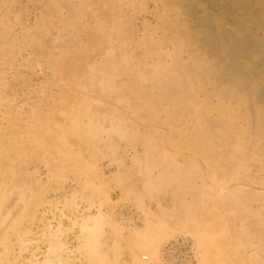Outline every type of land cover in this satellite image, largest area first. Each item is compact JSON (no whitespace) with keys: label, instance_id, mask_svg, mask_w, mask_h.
Wrapping results in <instances>:
<instances>
[{"label":"rangeland","instance_id":"rangeland-1","mask_svg":"<svg viewBox=\"0 0 264 264\" xmlns=\"http://www.w3.org/2000/svg\"><path fill=\"white\" fill-rule=\"evenodd\" d=\"M221 1L264 22V0H0V264H170L181 237L264 264V128L193 10Z\"/></svg>","mask_w":264,"mask_h":264},{"label":"crops","instance_id":"crops-1","mask_svg":"<svg viewBox=\"0 0 264 264\" xmlns=\"http://www.w3.org/2000/svg\"><path fill=\"white\" fill-rule=\"evenodd\" d=\"M212 4L215 8H193L207 11L200 18V32L203 33L200 41L206 47L205 50L223 64L224 73L221 76L226 77L225 79L229 76V82L226 83L228 88L241 94L239 97L250 108L248 111L245 107V115L251 129H258V124H262L264 128V22L257 19L243 25L234 18L223 21L220 13L231 11L234 14L242 12L241 9L223 1ZM259 22L263 27L258 25ZM256 27L261 29H255ZM168 198L173 200V197ZM166 212L170 214L171 210Z\"/></svg>","mask_w":264,"mask_h":264},{"label":"built area","instance_id":"built-area-1","mask_svg":"<svg viewBox=\"0 0 264 264\" xmlns=\"http://www.w3.org/2000/svg\"><path fill=\"white\" fill-rule=\"evenodd\" d=\"M126 210L131 211L130 205H126ZM133 219L137 224L143 223L142 215L134 213ZM199 250L191 237H181L176 241L166 243L161 249V258L170 264H196ZM144 259L147 256H143Z\"/></svg>","mask_w":264,"mask_h":264}]
</instances>
